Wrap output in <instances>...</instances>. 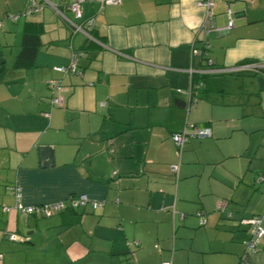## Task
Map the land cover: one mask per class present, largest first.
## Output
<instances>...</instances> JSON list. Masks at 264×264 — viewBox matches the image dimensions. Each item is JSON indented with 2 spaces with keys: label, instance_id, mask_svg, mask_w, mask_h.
<instances>
[{
  "label": "crops",
  "instance_id": "0c3cea01",
  "mask_svg": "<svg viewBox=\"0 0 264 264\" xmlns=\"http://www.w3.org/2000/svg\"><path fill=\"white\" fill-rule=\"evenodd\" d=\"M30 1L0 0V264H264V234L247 249L240 221L258 215L264 228V73L252 72L264 64V0H214L207 32L198 0H85L80 17L72 0H35L39 11L11 18ZM24 31L41 45L17 67ZM204 41L238 74L197 81L208 71L192 46ZM73 54L81 75L55 69ZM183 130L175 162L169 135ZM82 193L101 205L69 204ZM60 201L44 214L16 206Z\"/></svg>",
  "mask_w": 264,
  "mask_h": 264
},
{
  "label": "built area",
  "instance_id": "2783aa9c",
  "mask_svg": "<svg viewBox=\"0 0 264 264\" xmlns=\"http://www.w3.org/2000/svg\"><path fill=\"white\" fill-rule=\"evenodd\" d=\"M85 1V0H72L69 3V8L72 10V12L74 13V15L76 17H80L81 16V10H80V4ZM90 1H96L99 4V10L102 9L106 4H117L120 3L121 0H90ZM202 8H203V16H202V21H201V25L199 27V29H201L204 32H207L210 29L214 28L213 25V7H214V0H198L197 2ZM41 8V4L40 2H36L35 0H31L29 2V4L20 12L21 14H27L30 12H37L39 11ZM227 14L229 17V20L227 22V24L223 27L224 30H229V28L233 25V21L230 17V11L229 9H227ZM18 14H12L11 18H15L17 17ZM93 24V19L92 18H88L86 19V25L91 27ZM77 28L79 29L80 26L78 25ZM82 29V28H80ZM83 30V29H82ZM208 44L204 41L203 44L201 45V47H196V46H192V52L193 54H196L198 56H202V57H206V63H210L212 62V60L207 56V46ZM76 58L77 56L75 54L72 55L70 61L68 62V64L66 65H62V66H56L55 69L62 71V72H77L76 71ZM203 70H207V71H214V69H203ZM219 70V69H218ZM215 70V71H218ZM48 85L49 87L52 89L53 93L55 95L52 96V103L54 104H60L63 100V97L59 94V91L61 89V85L55 80V79H50L48 81ZM180 90V89H177ZM189 94H192V98L190 97V102H193V99L195 100V97L193 96V86H189ZM192 134H196L199 136L202 135H209L210 134V128L209 127H203V128H196ZM187 135L188 133L186 131H181V132H175L172 133V139L175 142V144L177 146H181L185 140L187 139ZM172 169L175 170L176 169V165L173 164L171 165ZM16 191V190H15ZM17 196H19V192L16 191L15 192ZM69 204L72 206H76L78 204H84L87 201L90 202L91 206L93 208L99 207L101 205V201L100 200H94L89 198L88 195L82 193L79 194L77 197H69ZM16 206L18 208H20V210L22 212H27V213H35V214H44V213H49L53 210H58V209H62L65 208V204L64 202L60 201V202H54L52 204L49 205H43V204H32V205H23L21 202H17ZM230 214L228 213L227 216H229ZM242 222H246L249 224L250 226V237L247 241H245L246 244V248L247 249H254L256 243L258 242V240L263 236L264 234V228L261 226L260 223V217L258 215H250L248 217H242L241 220ZM200 224L204 223V219L201 218L199 220ZM8 238L10 239H15L17 236L15 233L10 232L7 234ZM161 264H170V261H162Z\"/></svg>",
  "mask_w": 264,
  "mask_h": 264
},
{
  "label": "trees",
  "instance_id": "16d2710c",
  "mask_svg": "<svg viewBox=\"0 0 264 264\" xmlns=\"http://www.w3.org/2000/svg\"><path fill=\"white\" fill-rule=\"evenodd\" d=\"M30 13H33V12H30ZM27 14H29V13H27ZM18 15H23V14L18 13ZM24 15H26V14H24ZM40 45H41V40H40L39 34L36 31H24L21 35L20 49H19L18 53L16 54V57L14 60V65L17 67H30L35 60V56L39 50ZM207 49H208V47H207ZM78 61H79V57L77 56V58H76V71L77 72H75V73L74 72H68V73H74V74L81 75L80 65H79ZM198 61H199V65H201L200 67L202 69H207V68L214 69L213 72L208 71V72L202 73V75L201 74L198 75L197 81H199L201 83L203 80H205L206 76H225V75L238 74V73H235V71H233L234 69H231L229 71L218 70V69H220L221 66L216 65L214 62L206 63L207 62L206 57H202V56L200 57L199 56ZM60 66H62V65H60ZM215 70H218V71H215ZM261 71L264 73V64L261 65L260 63L257 62L255 69H252V72H261ZM196 84L197 83H195V86H193V89H195ZM196 88H198V87H196ZM199 88H198V91L202 90L201 88L200 89ZM193 96H195V98H196V95L193 94ZM183 131H186V130H183ZM194 135L199 136L196 134H194ZM185 143L186 142H184L180 147L177 146V150L180 154H181V151H182ZM227 214H228V212L225 213V216L230 217V215L227 216Z\"/></svg>",
  "mask_w": 264,
  "mask_h": 264
},
{
  "label": "rangeland",
  "instance_id": "374dc122",
  "mask_svg": "<svg viewBox=\"0 0 264 264\" xmlns=\"http://www.w3.org/2000/svg\"><path fill=\"white\" fill-rule=\"evenodd\" d=\"M160 88H162V87H160ZM188 87L186 86V88L185 89H187ZM154 91L155 90H152V89H150V94H151V92H153L154 93ZM201 100H203L202 98H197V101H201ZM231 108V107H230ZM145 110V109H144ZM224 110H227V109H224ZM155 113H157L159 116H160V118H163V114H161V112H155ZM216 113H218V114H221L222 113V111L221 110H219V111H217ZM217 114V115H218ZM245 117H240V115H239V109H238V107H236L235 106V125H238V123H239V121L240 120H243ZM238 126H235V135L237 136L238 135V137H240V136H242L243 134H244V136H245V138H248V137H250L251 136V138L253 139V143H255L256 141H259L261 138H262V135L260 134V133H257V134H255L256 133V131L255 132H253V130H248L249 132H244V131H241L240 129H238L237 128ZM240 132V133H239ZM156 136H157V138H159V144H162V143H164L165 144V142L167 143L168 142V140H167V138H164L163 136H161V131H159L157 134H156ZM156 138V137H155ZM169 138H171V145H173V148H174V150H175V156H176V159H175V162H176V160H177V158H178V155H177V149H176V146H175V144H174V142H173V140H172V136H170L169 135ZM201 142H205V140H207L208 139V137H199L198 138ZM256 147H258V149H264V145L261 143V144H258V146H256ZM156 149V148H155ZM183 153H185V151H184V149L182 150V152H181V157L183 156ZM167 154H170V153H167ZM171 162V163H170ZM174 162V161H173ZM168 163H170V164H172V161H168ZM168 166V165H167ZM171 166V165H170ZM171 168V167H170Z\"/></svg>",
  "mask_w": 264,
  "mask_h": 264
}]
</instances>
